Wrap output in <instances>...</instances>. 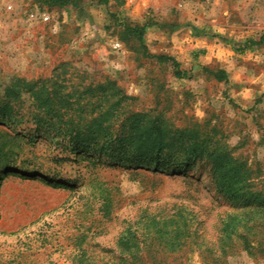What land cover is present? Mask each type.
<instances>
[{
  "label": "rangeland",
  "instance_id": "374dc122",
  "mask_svg": "<svg viewBox=\"0 0 264 264\" xmlns=\"http://www.w3.org/2000/svg\"><path fill=\"white\" fill-rule=\"evenodd\" d=\"M6 3L0 144L21 139L28 155L40 157L34 167L52 166L65 177L38 170L23 177L15 169L0 179V264H264V0ZM159 55L173 57L185 76ZM220 70L225 81L216 78ZM88 87L96 95L82 104L100 98L108 107L102 96L114 91L127 97L117 123L132 113L140 124L157 119L196 131L212 150L219 143L246 176L242 194L219 191L209 155L169 170L101 163L111 201L102 209L89 200L85 187L67 181L86 172L87 158L69 156L42 102L45 93L65 92L75 101ZM146 216L175 220V245L149 239ZM227 223L235 229L229 241Z\"/></svg>",
  "mask_w": 264,
  "mask_h": 264
},
{
  "label": "trees",
  "instance_id": "16d2710c",
  "mask_svg": "<svg viewBox=\"0 0 264 264\" xmlns=\"http://www.w3.org/2000/svg\"><path fill=\"white\" fill-rule=\"evenodd\" d=\"M43 1L44 3L51 2L52 4L64 5L74 4L77 0ZM97 1L100 4H109L111 0ZM135 30L133 29L132 32H136L137 36L141 38V31ZM156 58L160 62L170 63L174 67L176 77L185 76L186 73L180 69L179 62L173 57L159 55ZM223 74L224 72L221 70L217 72L218 81H225ZM45 94L42 102L48 103V105L44 104V114L46 117L56 120L53 127L62 130L63 140L60 143L70 144L71 151L68 153L69 156L74 155L73 160H82L81 157L87 158L86 160L90 165L84 174L78 173L80 175L75 178H67V181L74 182L76 186L85 187L84 189L89 191V200L98 203L102 209L107 208L111 201L108 196L109 188L97 171L99 165L104 162L148 165L169 170L184 166L189 167L196 161L210 155V159L214 161V174L219 180V191L232 196L242 194L243 189L240 188L239 184L246 176L244 172L233 168L236 162L227 156L218 142L215 149L212 150V145H209L207 139L198 140L199 134L196 131L168 129L157 119L140 124V121H134L130 118L132 113L117 123L120 102L127 98L120 92L114 91L109 96H102V99L110 101L108 107L99 104L100 98H96V101L90 99L84 104L81 103L82 98L88 95L95 97V91L89 87L75 101L74 95L66 92L62 96L59 93L47 94V96ZM53 99L59 102L58 107L51 108L50 104H52ZM3 110L6 115L11 112L9 106H5ZM135 116H141V114L136 113ZM62 150L61 153L65 152V147ZM30 153L32 151H25L21 139L9 136L5 143L0 144V179L7 175H14L15 169L22 170L21 176L23 177L33 176L32 172L36 170L44 174H51L56 178L65 177L64 173L52 166L34 167L35 164H38L40 157L34 154L28 155ZM84 154L86 157L82 156ZM4 172L7 173L3 174ZM46 181L52 186H60L58 182ZM164 219V216L153 218L146 216L145 231L148 232L149 239L159 238L162 240V244L173 246L176 243L174 239L178 236L174 233L179 232L180 228L175 224V220ZM171 225L175 226L170 229ZM223 230L226 231L224 239L227 241L232 239L235 233L233 223H227ZM186 234L187 232L184 233V235Z\"/></svg>",
  "mask_w": 264,
  "mask_h": 264
},
{
  "label": "built area",
  "instance_id": "2783aa9c",
  "mask_svg": "<svg viewBox=\"0 0 264 264\" xmlns=\"http://www.w3.org/2000/svg\"><path fill=\"white\" fill-rule=\"evenodd\" d=\"M6 4H7V3H6V0H0V13H1L2 7L5 6ZM7 6H8V5H6V7H7ZM45 18H47V17L45 16ZM1 23H2V16H1V14H0V25H1ZM115 46H116V47H119L120 45H119V43H116Z\"/></svg>",
  "mask_w": 264,
  "mask_h": 264
}]
</instances>
